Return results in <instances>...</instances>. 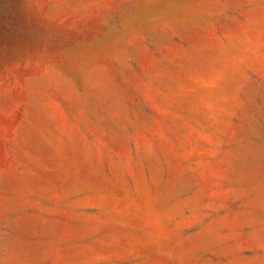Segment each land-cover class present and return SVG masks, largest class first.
I'll return each mask as SVG.
<instances>
[{"label": "rangeland", "instance_id": "obj_1", "mask_svg": "<svg viewBox=\"0 0 264 264\" xmlns=\"http://www.w3.org/2000/svg\"><path fill=\"white\" fill-rule=\"evenodd\" d=\"M0 264H264V0H0Z\"/></svg>", "mask_w": 264, "mask_h": 264}]
</instances>
